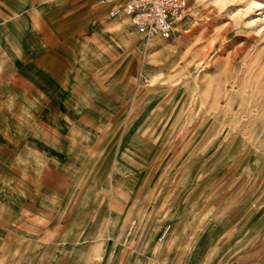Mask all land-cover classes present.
<instances>
[{
	"label": "rangeland",
	"instance_id": "obj_1",
	"mask_svg": "<svg viewBox=\"0 0 264 264\" xmlns=\"http://www.w3.org/2000/svg\"><path fill=\"white\" fill-rule=\"evenodd\" d=\"M11 5L18 28L0 19V42L32 91L5 63L0 161L8 187L0 191L8 193L9 208L22 198L24 234L15 243L25 254L53 251L47 260L60 264L83 227L92 236L104 226V214L95 215L101 200L105 211L126 209L127 193L109 188L118 186L136 195L140 231L155 212L141 243L145 254L174 244L172 221L178 251L158 254V261H180L198 233L200 248L206 241L233 245L245 235L235 249L253 234L248 245L257 259L264 256V0H186L170 37L147 41L128 35L119 20L99 35L96 23L108 18L98 0H65L61 16L44 15L57 40L50 59L32 61L60 92L19 61L28 58L19 35L29 20L24 1ZM44 99L59 102L57 114L69 118L59 123L64 150L38 131V113L47 108L32 105ZM160 212L167 215L158 224ZM124 214L108 213L110 242ZM164 225L167 237L158 243Z\"/></svg>",
	"mask_w": 264,
	"mask_h": 264
},
{
	"label": "crops",
	"instance_id": "obj_2",
	"mask_svg": "<svg viewBox=\"0 0 264 264\" xmlns=\"http://www.w3.org/2000/svg\"><path fill=\"white\" fill-rule=\"evenodd\" d=\"M23 1L26 3L25 14L29 22L26 31L24 33L20 32L19 39L21 45H24V49L27 52L28 58H19V61L22 64L27 65V67H29V69H31L32 71L38 72L44 78L48 79L51 82L54 90L60 92V90L56 87V83H54V79H51V75L36 67L32 61L34 59L43 57L50 59V53L52 51L53 45L56 44L57 40L55 33L50 30V21L47 20L44 15L47 12L49 14H52V18L61 16L63 13L61 14V10L58 9L61 7L62 3L65 0H60L57 4H52L51 0H0V19L11 28H18L17 20L14 19V17H18L17 13H15V16L13 17L10 16L8 12L12 9L11 4L13 2L15 5H17L18 3L22 4ZM43 3H47L50 5H47L46 8H43ZM101 6L106 11V6ZM31 9H33L34 12L38 14V21H36V18L33 16L34 12ZM17 11L19 10H16L15 12ZM108 23L109 18L106 23H103L101 20H99L95 25L96 33L102 35V32L98 29H102V27H105ZM124 27L127 34L130 35L127 30L129 25L125 24ZM5 63H10V66L16 71L15 74L17 75L18 79L22 83L25 82L28 86H30L29 91L31 92L32 85L29 83L25 75H23L18 70L16 66L17 64L14 63L13 59L6 53L3 44L0 42V69L6 66ZM2 88L8 89L4 84L1 83L0 90H2ZM29 95L26 96V98H29ZM63 97L66 101H68L65 96ZM55 105L59 108L61 107V104H59V102H54L52 104L49 99H44L42 103L34 104L32 105V107L39 109L43 107L47 108L46 110L42 112L40 111L38 113L39 122L37 127L40 136L49 144V146H51L55 150H64V148L60 145L64 143L66 137L63 138L65 134L63 136L61 135L59 123L64 124L61 117H63V119L65 120L69 118L68 116L57 114V108L55 107ZM50 109H52L53 111ZM72 142L73 141H70L67 145H70ZM65 148V150L68 151L67 147ZM6 173V165L5 163L2 164V162L0 161V189L2 188L3 184L6 185L5 187H8V176ZM14 186L18 187L17 182L16 184H14ZM109 188H115L119 191L127 193L128 202L126 203V209L120 212L114 208L105 211V204L107 201L105 199L101 200V209H99L100 213L98 210L95 215L96 218H99L104 214V226L99 227L92 236L88 235L87 230L84 231L83 227L82 231L78 235V239L75 242L69 244L70 247L60 264H264V256H260L257 259L255 256V249L248 245L250 242L249 238L253 236V234L250 233L245 240V243L239 249H235L236 243H238L245 235H241L239 239L233 243V245L230 241H225L226 243H222L220 246L213 245L212 247H210L208 245V242L206 241V244H202L203 246L200 248L198 237L201 236V233H198L195 234L193 239L186 246L184 258H182L180 261L176 259L170 260L167 263L158 261L157 259H155L158 254H165V252L167 251V256L171 257L173 253L175 254L178 251L177 247L179 246L177 242L175 243L176 234L173 229L174 225L172 224V221L171 238H173L174 244H169L165 248L162 247L161 251H150V254H145V252H142L141 250V243L144 239V234L150 224L151 218L154 217L155 212H150V218L145 220L144 228L140 231V221L134 215L136 212L134 208L136 195L134 194V196L131 197L127 190H124L118 186ZM144 199V203H146V195ZM21 202L22 198L19 197L18 201V196L16 195L15 208H9L8 193L6 191H0V264H50L47 259L50 254L54 253L53 251L48 252L49 254L46 257H44L42 254H39L38 248H33V250L27 251L25 254V252H23V246L15 243L17 242L18 238L23 237L24 234V229L22 228L24 212ZM110 211H115L119 214H121L122 212L125 213V222L116 233L114 242H110V234L108 233V230H106V224L109 221L108 213ZM166 215L167 214H162L160 212V218L158 219L157 223H161L163 216ZM163 230L164 228H161L155 234L156 242L158 243L162 242L167 237V233L165 231L162 239L157 240ZM100 232L102 234V243L101 245H99V247H97L96 250H93L97 235ZM136 236L137 238L136 240H134ZM84 238H90L91 240L89 242H86ZM57 247H55L54 250H57ZM219 252H222L223 255H221ZM204 253L211 254L210 256H208L207 254L205 256ZM214 253L216 254L215 256ZM220 258L222 259L220 260ZM244 258L248 259L247 262L242 261L244 260Z\"/></svg>",
	"mask_w": 264,
	"mask_h": 264
},
{
	"label": "built area",
	"instance_id": "obj_3",
	"mask_svg": "<svg viewBox=\"0 0 264 264\" xmlns=\"http://www.w3.org/2000/svg\"><path fill=\"white\" fill-rule=\"evenodd\" d=\"M98 3L106 6L108 18L125 21L128 33L145 41L170 37L186 9V0H98ZM164 234L163 230L157 240Z\"/></svg>",
	"mask_w": 264,
	"mask_h": 264
},
{
	"label": "bare ground",
	"instance_id": "obj_4",
	"mask_svg": "<svg viewBox=\"0 0 264 264\" xmlns=\"http://www.w3.org/2000/svg\"><path fill=\"white\" fill-rule=\"evenodd\" d=\"M108 18V17H107ZM111 20H118V19H115V18H109V21H111ZM120 21V20H119ZM122 22V21H121ZM178 23V22H177ZM176 25V24H175ZM174 25V26H175ZM112 186V185H111ZM162 228H164V231H166V233H167V231H168V229H169V225H164ZM150 230V229H149ZM145 236V235H144ZM167 241V240H166ZM144 247V246H143Z\"/></svg>",
	"mask_w": 264,
	"mask_h": 264
}]
</instances>
